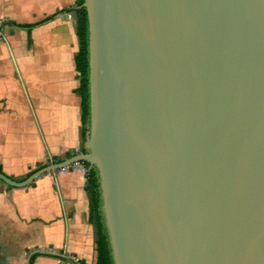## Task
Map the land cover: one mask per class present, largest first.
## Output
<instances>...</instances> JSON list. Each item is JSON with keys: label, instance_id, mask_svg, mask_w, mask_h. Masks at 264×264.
I'll list each match as a JSON object with an SVG mask.
<instances>
[{"label": "water", "instance_id": "95a60500", "mask_svg": "<svg viewBox=\"0 0 264 264\" xmlns=\"http://www.w3.org/2000/svg\"><path fill=\"white\" fill-rule=\"evenodd\" d=\"M85 154L114 264H264V0H83Z\"/></svg>", "mask_w": 264, "mask_h": 264}, {"label": "crops", "instance_id": "0c3cea01", "mask_svg": "<svg viewBox=\"0 0 264 264\" xmlns=\"http://www.w3.org/2000/svg\"><path fill=\"white\" fill-rule=\"evenodd\" d=\"M77 2L0 0V170L14 181L81 154ZM48 17L29 35L3 25ZM86 175L75 164L21 189L0 182V264H95Z\"/></svg>", "mask_w": 264, "mask_h": 264}, {"label": "trees", "instance_id": "16d2710c", "mask_svg": "<svg viewBox=\"0 0 264 264\" xmlns=\"http://www.w3.org/2000/svg\"><path fill=\"white\" fill-rule=\"evenodd\" d=\"M82 4L83 0H78L75 9L77 18L76 36L78 39V51L74 58V66L78 78V89L76 93L80 100L81 112L80 123L82 147L80 149V152L81 154H85L87 151L85 150L84 145L88 140L90 127L89 26L86 11L81 7ZM51 19L52 17H48L41 22L29 26H20L10 22L3 25H8L18 29H24L28 32L29 35L32 29L48 23ZM82 165L87 170L86 191L89 196L88 222L92 224L96 230L95 264H114L101 210L99 175L95 167L90 166L86 163ZM29 175L23 177L21 181L25 180Z\"/></svg>", "mask_w": 264, "mask_h": 264}, {"label": "built area", "instance_id": "2783aa9c", "mask_svg": "<svg viewBox=\"0 0 264 264\" xmlns=\"http://www.w3.org/2000/svg\"><path fill=\"white\" fill-rule=\"evenodd\" d=\"M61 264H73V263H71L70 261L65 260Z\"/></svg>", "mask_w": 264, "mask_h": 264}, {"label": "rangeland", "instance_id": "374dc122", "mask_svg": "<svg viewBox=\"0 0 264 264\" xmlns=\"http://www.w3.org/2000/svg\"><path fill=\"white\" fill-rule=\"evenodd\" d=\"M2 22H3V21H0V25H1Z\"/></svg>", "mask_w": 264, "mask_h": 264}]
</instances>
